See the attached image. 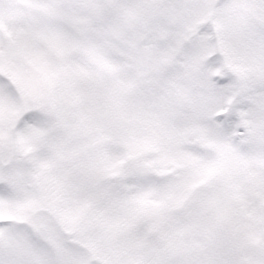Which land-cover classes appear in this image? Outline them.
<instances>
[{
  "label": "snow or ice",
  "instance_id": "snow-or-ice-1",
  "mask_svg": "<svg viewBox=\"0 0 264 264\" xmlns=\"http://www.w3.org/2000/svg\"><path fill=\"white\" fill-rule=\"evenodd\" d=\"M0 264H264V0H0Z\"/></svg>",
  "mask_w": 264,
  "mask_h": 264
}]
</instances>
